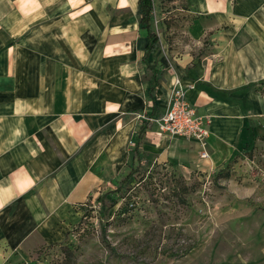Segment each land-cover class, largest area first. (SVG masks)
I'll return each instance as SVG.
<instances>
[{"label": "crops", "instance_id": "0c3cea01", "mask_svg": "<svg viewBox=\"0 0 264 264\" xmlns=\"http://www.w3.org/2000/svg\"><path fill=\"white\" fill-rule=\"evenodd\" d=\"M121 2H82L75 16L67 0L61 13L54 0H0V264L61 240L73 205L129 169L138 115L153 104L154 116L163 112L175 76L191 85L187 101L209 119L208 156L200 157L196 141L147 124L139 148L147 163L208 171L264 133V0H186L195 17L190 41L211 32L215 48L200 58L167 51L155 83L140 61L146 38L137 0ZM112 3L114 31L91 49ZM129 13L136 20L123 40L117 29Z\"/></svg>", "mask_w": 264, "mask_h": 264}, {"label": "rangeland", "instance_id": "374dc122", "mask_svg": "<svg viewBox=\"0 0 264 264\" xmlns=\"http://www.w3.org/2000/svg\"><path fill=\"white\" fill-rule=\"evenodd\" d=\"M54 1L59 8L65 2ZM67 1L77 5L76 16L84 11L82 2L94 0ZM111 5L101 38L90 42L91 49L114 31L107 23L115 14ZM189 10L186 0H154L152 28L161 44L151 55L157 77L163 62L168 65L167 51L200 58L215 48L211 32L190 41L187 29L195 17ZM129 14V23L117 29L123 40L124 28L136 20V14ZM146 80L151 83L150 76L141 75ZM251 137L232 159L208 171L147 163L140 155L142 164L120 190L115 188L130 167L73 205L74 218L61 240L13 253L9 264H264V149L259 146L264 133ZM132 141L131 150L136 136Z\"/></svg>", "mask_w": 264, "mask_h": 264}, {"label": "built area", "instance_id": "2783aa9c", "mask_svg": "<svg viewBox=\"0 0 264 264\" xmlns=\"http://www.w3.org/2000/svg\"><path fill=\"white\" fill-rule=\"evenodd\" d=\"M190 86L175 76L163 112L157 116H149L145 113L138 116L148 124H155L160 133L196 141L202 148L200 157L205 158L208 156L206 148L210 134L209 119L205 115L198 114L187 101L185 90Z\"/></svg>", "mask_w": 264, "mask_h": 264}, {"label": "trees", "instance_id": "16d2710c", "mask_svg": "<svg viewBox=\"0 0 264 264\" xmlns=\"http://www.w3.org/2000/svg\"><path fill=\"white\" fill-rule=\"evenodd\" d=\"M137 7H138V16H139L138 25H139V28L144 32L145 38H146V44L144 46L140 61L145 66L147 71L148 70L152 71L151 78H152L153 82L155 83L156 82V77H155L156 71L150 63V61H151L150 56L157 49L160 48L161 44H160L159 36L157 35V33L152 28L154 1L153 0H137ZM153 92H154V85H151L147 89V96L151 97ZM156 111H157L156 105L153 104V106L151 108V112L149 113V116H154V113ZM147 124H148L147 121L142 120L141 125L139 127V131H138L137 136H136V141L133 144V148H132V162L130 165V171L126 175V177H124L121 180L120 184L115 188V190H117V191L121 189V187L128 181V179L130 177H132L133 174L136 172L138 166L140 164H142L141 159H140L141 154H140L139 148H140V144H141V136H142V133H143L144 129L146 128ZM135 164H137V165L135 166ZM114 204L115 203H111V206Z\"/></svg>", "mask_w": 264, "mask_h": 264}]
</instances>
